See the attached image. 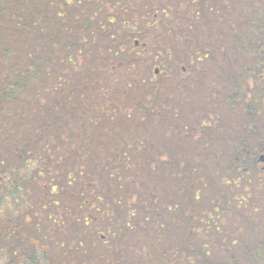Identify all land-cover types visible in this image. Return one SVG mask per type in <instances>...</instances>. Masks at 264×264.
<instances>
[{"label":"trees","instance_id":"trees-1","mask_svg":"<svg viewBox=\"0 0 264 264\" xmlns=\"http://www.w3.org/2000/svg\"><path fill=\"white\" fill-rule=\"evenodd\" d=\"M262 79L264 0H0V264H264Z\"/></svg>","mask_w":264,"mask_h":264},{"label":"rangeland","instance_id":"rangeland-1","mask_svg":"<svg viewBox=\"0 0 264 264\" xmlns=\"http://www.w3.org/2000/svg\"><path fill=\"white\" fill-rule=\"evenodd\" d=\"M170 60L167 61L166 66L163 65L162 63H155L154 62L149 67V71L151 72V74H153V68L155 66L162 68V70H168L170 72L173 71L174 67L171 66L172 63L170 62ZM147 74L148 73H146V71H145V75L146 76H147ZM254 96H255V100L258 102L257 103L258 109L261 110V113H263L264 112V79L258 81V83L255 84V86H254ZM262 134L264 135V132ZM199 140H201V138L194 139V143L197 145L199 143ZM262 145L264 146V138L262 140ZM262 165L263 164H257V163L255 165L256 169L259 171L260 174H262V172H263V171L261 172Z\"/></svg>","mask_w":264,"mask_h":264},{"label":"water","instance_id":"water-1","mask_svg":"<svg viewBox=\"0 0 264 264\" xmlns=\"http://www.w3.org/2000/svg\"><path fill=\"white\" fill-rule=\"evenodd\" d=\"M136 44H137V41L135 42ZM158 72V69H155V73H157ZM258 160L260 161V162H264V154H260L259 156H258Z\"/></svg>","mask_w":264,"mask_h":264}]
</instances>
